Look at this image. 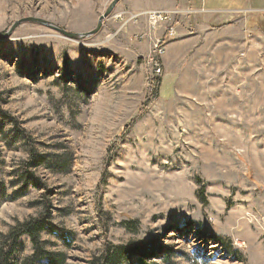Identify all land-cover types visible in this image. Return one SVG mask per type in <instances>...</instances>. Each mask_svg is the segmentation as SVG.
I'll use <instances>...</instances> for the list:
<instances>
[{
	"label": "rangeland",
	"instance_id": "rangeland-1",
	"mask_svg": "<svg viewBox=\"0 0 264 264\" xmlns=\"http://www.w3.org/2000/svg\"><path fill=\"white\" fill-rule=\"evenodd\" d=\"M112 1L0 0V35L26 18L87 33ZM117 7L83 41L30 23L0 41V107L9 117L0 114V239L40 217L47 198L64 235L43 233L40 240L64 264H88L119 249L117 264H142L133 252L152 244L163 251L145 260L150 264H163L164 256L174 264H264L257 50L248 68L234 60L233 79L220 70L217 84H201L200 53L172 50L164 23L151 29L159 10L112 21ZM143 17L145 31L127 33ZM156 39L166 42L161 53L154 52ZM141 42L149 43L146 53L129 52ZM123 47L133 56L126 72L132 74V60L145 67L142 92L124 80ZM33 253L25 236L14 260L21 264Z\"/></svg>",
	"mask_w": 264,
	"mask_h": 264
},
{
	"label": "crops",
	"instance_id": "crops-1",
	"mask_svg": "<svg viewBox=\"0 0 264 264\" xmlns=\"http://www.w3.org/2000/svg\"><path fill=\"white\" fill-rule=\"evenodd\" d=\"M153 10L176 11L178 26L169 47L185 54L193 49L200 53L202 60L198 62L199 78H196L201 84H217L220 70H228V78L230 70L233 79L238 68L235 61H242L243 67L248 68L249 54L257 50L259 93L264 99V0H122L112 21L123 13L139 15ZM145 25V18H140L127 33H143ZM131 48L129 52L138 56L149 50V43L132 44ZM127 49L123 47L120 59L124 80L129 81L131 92H142L145 67L132 60V74L126 72L127 62H131ZM104 57L112 61V57ZM187 74L190 73L186 71Z\"/></svg>",
	"mask_w": 264,
	"mask_h": 264
},
{
	"label": "trees",
	"instance_id": "trees-1",
	"mask_svg": "<svg viewBox=\"0 0 264 264\" xmlns=\"http://www.w3.org/2000/svg\"><path fill=\"white\" fill-rule=\"evenodd\" d=\"M156 83L160 85L159 80ZM152 95L154 97H157L156 92H154ZM148 106L149 103L146 106L142 107L140 116L145 113ZM0 114L5 115L4 117H7L6 113L2 111L1 107H0ZM7 118L9 119V117ZM10 121H12V123L15 124L17 132H19V134L24 136V138H28V136L25 133V130H23L20 126H18L15 119L12 118ZM133 122L130 123L128 128L124 130L123 135L117 139L116 144L112 147L113 149L111 150L110 156L114 155L115 150L118 149L120 143L124 140L126 135H128L133 125ZM31 154H32V160L30 162V166L33 165V163L36 161L35 151L33 148H31ZM34 181L37 182L38 179L35 178ZM23 191L24 190H22L21 193ZM18 195L19 196L17 197H21L24 195V193ZM44 197L46 198L47 196ZM42 205L44 212L40 217L25 221L23 223H19L16 227L10 230L8 235L1 237L0 264H18L15 262L14 258L17 255V249L19 247V243L21 239L25 236H28L30 238L34 253L32 256L26 258L21 264H42L45 261L48 264H64V259L62 257L59 256L58 258L57 256H53L50 252H47L44 249V245L41 243L40 239H41V234L43 233H47L49 235L58 236V237H63L64 235L63 232L52 222L51 207L47 198L44 199V204ZM229 249L231 250V248ZM118 251L121 250L119 249L116 252H113L112 254H109V252H107L102 256L95 257L88 264H117L118 263L117 261H119L120 259V253ZM162 251H163L162 249H158L157 245L152 244L146 248H137L133 253H135L138 257L142 259L141 262L142 264H150L145 260H149L155 255H159V253H161ZM162 261L163 264H174L169 256H164Z\"/></svg>",
	"mask_w": 264,
	"mask_h": 264
},
{
	"label": "water",
	"instance_id": "water-1",
	"mask_svg": "<svg viewBox=\"0 0 264 264\" xmlns=\"http://www.w3.org/2000/svg\"><path fill=\"white\" fill-rule=\"evenodd\" d=\"M121 1L122 0H113L112 3L110 4V6L107 8V10L104 12V14L99 18V21H98L96 28H94L92 31L87 32V33H82V34L73 33V32H69V31L53 24L52 22H49L46 20L36 19V18H26V19H22V20L15 22L6 33L1 34L0 35V41H4V40L8 39L16 31L17 28H19L20 26H22L24 24H28V23L41 25V26H44L46 28H49V29L53 30L54 32H57V33L61 34L62 36L66 37L67 39L72 40V41H83V40H86L88 38H91V37L97 35L102 30V28L104 26V22L109 17L112 16L113 11L118 6V4H120Z\"/></svg>",
	"mask_w": 264,
	"mask_h": 264
},
{
	"label": "built area",
	"instance_id": "built-area-1",
	"mask_svg": "<svg viewBox=\"0 0 264 264\" xmlns=\"http://www.w3.org/2000/svg\"><path fill=\"white\" fill-rule=\"evenodd\" d=\"M176 12H157L153 15H151V29L153 31H157L156 25L160 23L165 24V35H167V39L169 41L173 40L176 36L177 31V24L175 25V20L177 22L178 19H176ZM166 44V42L163 44L160 39H156L154 41V52L156 53L159 51L160 53L163 51V47ZM156 66V65H155ZM161 73V70H158V74Z\"/></svg>",
	"mask_w": 264,
	"mask_h": 264
},
{
	"label": "bare ground",
	"instance_id": "bare-ground-1",
	"mask_svg": "<svg viewBox=\"0 0 264 264\" xmlns=\"http://www.w3.org/2000/svg\"><path fill=\"white\" fill-rule=\"evenodd\" d=\"M177 16V15H176Z\"/></svg>",
	"mask_w": 264,
	"mask_h": 264
}]
</instances>
